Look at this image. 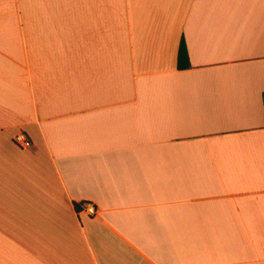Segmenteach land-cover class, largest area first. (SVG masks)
Listing matches in <instances>:
<instances>
[{"label":"crops","instance_id":"obj_1","mask_svg":"<svg viewBox=\"0 0 264 264\" xmlns=\"http://www.w3.org/2000/svg\"><path fill=\"white\" fill-rule=\"evenodd\" d=\"M263 94L264 0H0V264H264Z\"/></svg>","mask_w":264,"mask_h":264},{"label":"built area","instance_id":"obj_2","mask_svg":"<svg viewBox=\"0 0 264 264\" xmlns=\"http://www.w3.org/2000/svg\"><path fill=\"white\" fill-rule=\"evenodd\" d=\"M13 143L21 148V149H28L31 146L30 141L28 140V138L23 135L22 133L16 134L13 137ZM81 210L85 211L86 214L90 217H95L98 213L97 209L95 208L94 205L89 204V203H81L78 206Z\"/></svg>","mask_w":264,"mask_h":264},{"label":"trees","instance_id":"obj_3","mask_svg":"<svg viewBox=\"0 0 264 264\" xmlns=\"http://www.w3.org/2000/svg\"><path fill=\"white\" fill-rule=\"evenodd\" d=\"M183 53H185V47H184V44H183V42L181 43V46H180V56L183 54ZM262 101H263V107H264V94H263V96H262ZM79 207H77V209H78Z\"/></svg>","mask_w":264,"mask_h":264},{"label":"rangeland","instance_id":"obj_4","mask_svg":"<svg viewBox=\"0 0 264 264\" xmlns=\"http://www.w3.org/2000/svg\"><path fill=\"white\" fill-rule=\"evenodd\" d=\"M18 134H19V133H18ZM22 134L25 135L24 133H22ZM14 136H15V135H14ZM14 136H13V137H14ZM25 136H26V135H25ZM28 140H29V139H28ZM12 141H13V139H12ZM29 141H30V140H29ZM30 143H31V142H30ZM30 147H31V146H30Z\"/></svg>","mask_w":264,"mask_h":264}]
</instances>
